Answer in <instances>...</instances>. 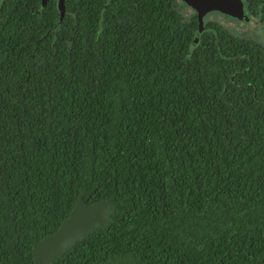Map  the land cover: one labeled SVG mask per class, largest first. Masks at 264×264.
I'll list each match as a JSON object with an SVG mask.
<instances>
[{
  "label": "trees",
  "instance_id": "16d2710c",
  "mask_svg": "<svg viewBox=\"0 0 264 264\" xmlns=\"http://www.w3.org/2000/svg\"><path fill=\"white\" fill-rule=\"evenodd\" d=\"M104 1L52 35L53 0H0V264H33L80 192L115 213L53 264H264V44Z\"/></svg>",
  "mask_w": 264,
  "mask_h": 264
},
{
  "label": "water",
  "instance_id": "95a60500",
  "mask_svg": "<svg viewBox=\"0 0 264 264\" xmlns=\"http://www.w3.org/2000/svg\"><path fill=\"white\" fill-rule=\"evenodd\" d=\"M197 13L200 29L203 15L216 10L233 17L244 18L242 0H184ZM62 4L58 6V16L63 13ZM116 205L112 198H101L91 204L83 200L80 192L68 216L61 222L57 231L44 236L32 247L33 264H53L78 241L87 238L96 229L107 228Z\"/></svg>",
  "mask_w": 264,
  "mask_h": 264
},
{
  "label": "rangeland",
  "instance_id": "374dc122",
  "mask_svg": "<svg viewBox=\"0 0 264 264\" xmlns=\"http://www.w3.org/2000/svg\"><path fill=\"white\" fill-rule=\"evenodd\" d=\"M176 10L189 18L196 11L184 0H176ZM244 18L233 17L220 11L212 10L203 15V23L213 20L226 26L234 34L257 40L264 44V25L261 24L258 16H253L244 10Z\"/></svg>",
  "mask_w": 264,
  "mask_h": 264
},
{
  "label": "flooded vegetation",
  "instance_id": "af4514ba",
  "mask_svg": "<svg viewBox=\"0 0 264 264\" xmlns=\"http://www.w3.org/2000/svg\"><path fill=\"white\" fill-rule=\"evenodd\" d=\"M48 0H41L42 4H45ZM111 0H106L104 1V9H105V5H108V3L110 2ZM174 4L176 5V0H173ZM53 3L55 4V8H56V11L58 10V6L59 4L61 3L62 4V9H63V13L61 15V18L60 19H57V15H56V19L54 21V24L52 26V29L48 32V34H52V35H57L61 32L62 30V26L63 27H67V28H71L73 29L74 27V23L70 22L69 20L72 18L73 19V16H74V12H79V11H84L85 9L82 8L80 5L82 3V0H53ZM176 9V8H175ZM246 12L250 13L247 8L244 9ZM178 12V11H177ZM179 13V12H178ZM180 14V13H179ZM196 14V13H193V15ZM251 14V13H250ZM67 15V22H62L63 20V17ZM182 15L185 19H187V16H184L183 14H180ZM254 16V15H253ZM255 16H258L260 17L259 15H255ZM260 20V18H259ZM98 27L99 26H102V25H99L97 24Z\"/></svg>",
  "mask_w": 264,
  "mask_h": 264
}]
</instances>
